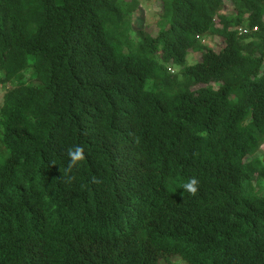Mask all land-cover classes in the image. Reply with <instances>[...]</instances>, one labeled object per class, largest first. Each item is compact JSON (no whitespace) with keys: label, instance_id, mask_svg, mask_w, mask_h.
Returning a JSON list of instances; mask_svg holds the SVG:
<instances>
[{"label":"trees","instance_id":"16d2710c","mask_svg":"<svg viewBox=\"0 0 264 264\" xmlns=\"http://www.w3.org/2000/svg\"><path fill=\"white\" fill-rule=\"evenodd\" d=\"M161 3L0 0V264H264V0Z\"/></svg>","mask_w":264,"mask_h":264},{"label":"rangeland","instance_id":"374dc122","mask_svg":"<svg viewBox=\"0 0 264 264\" xmlns=\"http://www.w3.org/2000/svg\"><path fill=\"white\" fill-rule=\"evenodd\" d=\"M140 6L137 11V16L134 21L135 29H145L147 28L150 32H156L158 28V16L162 10L161 0H140ZM133 35H136L135 33ZM205 44L210 47H214L216 50H219L222 46L223 40L219 36H213L205 40ZM201 58V53L190 52L187 58L186 65H192L199 61ZM172 68V73L177 72L181 69L179 66H174ZM13 83L0 84V108L3 103V98L5 93L12 88ZM258 157L264 158V146L257 153ZM174 264H185L178 257H172L171 260Z\"/></svg>","mask_w":264,"mask_h":264},{"label":"clouds","instance_id":"9594fccd","mask_svg":"<svg viewBox=\"0 0 264 264\" xmlns=\"http://www.w3.org/2000/svg\"><path fill=\"white\" fill-rule=\"evenodd\" d=\"M67 156L69 162L62 175L67 177L66 182H71L75 179V177L68 174L71 173L72 170L76 168L81 162L86 160L87 157L85 155L84 147L79 145L68 148ZM92 182L97 184L102 183V181L95 176L92 177ZM199 184L200 182L196 177H191L182 184L181 189H183V192H187L191 196H195L199 190Z\"/></svg>","mask_w":264,"mask_h":264},{"label":"built area","instance_id":"2783aa9c","mask_svg":"<svg viewBox=\"0 0 264 264\" xmlns=\"http://www.w3.org/2000/svg\"><path fill=\"white\" fill-rule=\"evenodd\" d=\"M259 30V26H254L252 28H249L247 26H239L237 28V32L240 34V35H246V34H249V33H252V32H256ZM205 42V41H204ZM170 71H172V68H169Z\"/></svg>","mask_w":264,"mask_h":264}]
</instances>
